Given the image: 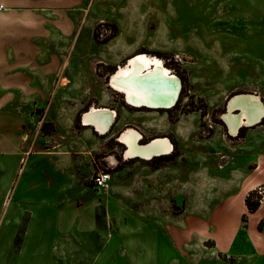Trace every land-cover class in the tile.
I'll use <instances>...</instances> for the list:
<instances>
[{
  "label": "rangeland",
  "instance_id": "obj_1",
  "mask_svg": "<svg viewBox=\"0 0 264 264\" xmlns=\"http://www.w3.org/2000/svg\"><path fill=\"white\" fill-rule=\"evenodd\" d=\"M17 9L46 12L45 44L57 45L77 92V99L53 96L28 109L33 119L19 134L36 152L74 144L80 160L74 193L86 194L80 205L98 206L95 227L71 237L65 264H264V219L246 208L252 191L244 196L252 171L246 164L264 156V115L236 135L224 118L238 95L258 97L264 107V0H0V21ZM53 12L68 22H52ZM139 54L161 59L180 80L172 109L130 106L111 86L118 67ZM94 107L116 112L106 134L83 123ZM128 129L139 132L141 145L168 138L174 150L126 160L120 136ZM35 163L19 176L35 174ZM45 165L49 173L66 170L51 158ZM99 167L111 173L101 194L91 184ZM252 194L257 211L264 209ZM84 211L94 214L89 206Z\"/></svg>",
  "mask_w": 264,
  "mask_h": 264
},
{
  "label": "crops",
  "instance_id": "obj_2",
  "mask_svg": "<svg viewBox=\"0 0 264 264\" xmlns=\"http://www.w3.org/2000/svg\"><path fill=\"white\" fill-rule=\"evenodd\" d=\"M43 14L46 12L17 9L3 14L0 21V264H65L69 245L74 244L71 237L82 236V232L95 227L97 220L96 202L80 205L81 194H86L74 193L80 183V160L74 155V144L66 143L65 149L45 153L33 151L34 146L24 148L19 139L33 119V114H26L28 109L43 105L53 96L60 100L77 99L76 89L62 71L57 45L48 50L45 44L44 39L51 32L45 29ZM52 14V22L60 26L68 22L65 13ZM57 90L64 94L58 95ZM33 158L38 161L34 167L37 172L20 177L24 165ZM47 158L61 162L66 170L55 172L50 168L49 173ZM9 162L14 163L13 169ZM246 165L252 166V171L244 196L264 184V156L259 155V163ZM87 206L94 211L91 217L83 215ZM252 216L259 222L264 219V209ZM21 229L24 231L19 248L11 262ZM49 230H57L50 248Z\"/></svg>",
  "mask_w": 264,
  "mask_h": 264
},
{
  "label": "bare ground",
  "instance_id": "obj_3",
  "mask_svg": "<svg viewBox=\"0 0 264 264\" xmlns=\"http://www.w3.org/2000/svg\"><path fill=\"white\" fill-rule=\"evenodd\" d=\"M161 81L156 89H150L152 81ZM166 82V83H164ZM110 84L123 95L130 106L149 109H172L181 90L179 79L168 70L161 59L148 54H139L111 76ZM240 108V114L235 111ZM264 115V107L258 97L238 95L229 103L225 115L228 129L236 135L241 127H249ZM116 118V112L106 108H91L84 114L85 126L106 134ZM141 136L134 129H128L120 136L125 145V159L141 158L150 161L158 156L168 155L174 147L168 138L153 139L145 145L139 143Z\"/></svg>",
  "mask_w": 264,
  "mask_h": 264
},
{
  "label": "built area",
  "instance_id": "obj_4",
  "mask_svg": "<svg viewBox=\"0 0 264 264\" xmlns=\"http://www.w3.org/2000/svg\"><path fill=\"white\" fill-rule=\"evenodd\" d=\"M110 182H111V173L106 170L104 167H99L98 171L92 177L91 184L92 187L100 192H106L110 189ZM256 192L260 195V201H264V188L258 187Z\"/></svg>",
  "mask_w": 264,
  "mask_h": 264
},
{
  "label": "trees",
  "instance_id": "obj_5",
  "mask_svg": "<svg viewBox=\"0 0 264 264\" xmlns=\"http://www.w3.org/2000/svg\"><path fill=\"white\" fill-rule=\"evenodd\" d=\"M252 193H254L255 195H256V190L255 191H252ZM249 194L248 196H247V198L245 199V204H246V207L248 208V211L249 212H251V213H254V212H256L257 211V209H258V204H253L252 202H251V195H253V194Z\"/></svg>",
  "mask_w": 264,
  "mask_h": 264
},
{
  "label": "water",
  "instance_id": "obj_6",
  "mask_svg": "<svg viewBox=\"0 0 264 264\" xmlns=\"http://www.w3.org/2000/svg\"><path fill=\"white\" fill-rule=\"evenodd\" d=\"M119 68V67H118ZM180 81V80H179ZM161 83V81L159 82V80L158 81H152L151 82V84H153V85H151L150 87H148V88H150V89H156L157 87H159L158 86V84H160ZM164 83H166V82H164ZM179 94H180V92H179ZM179 96V95H178ZM176 102H177V100H176ZM176 102H175V104H176ZM230 103V102H229ZM229 103H228V107H227V112L229 111ZM175 104L173 105V106H175ZM235 111H238L239 113L238 114H240V108H236V110ZM262 119V118H261ZM261 119L259 120V121H257L254 125H251V126H249V127H252V126H255V125H257V124H259L260 123V121H261Z\"/></svg>",
  "mask_w": 264,
  "mask_h": 264
}]
</instances>
